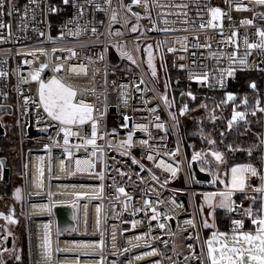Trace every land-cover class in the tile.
Returning <instances> with one entry per match:
<instances>
[{"label": "built area", "instance_id": "built-area-1", "mask_svg": "<svg viewBox=\"0 0 264 264\" xmlns=\"http://www.w3.org/2000/svg\"><path fill=\"white\" fill-rule=\"evenodd\" d=\"M213 7L225 14L214 22L220 26L201 28ZM249 19L251 25L242 23ZM0 24L8 26L0 29V72L5 73L0 76V136L11 133L15 138L10 152L19 161L24 193L23 203L11 209L0 197V264L8 259V236L12 245L19 238L17 246L24 237L8 232L4 217L9 215L12 220L18 215L27 230L28 264H208L197 196L229 190L209 185L215 173L223 172L226 158L244 148L208 146L188 154L182 123L170 105L183 81L189 88L197 84L229 127L235 112L245 114L233 122L256 136L264 153L257 127L264 115V50L244 44L245 38L259 42L256 30L264 29V5L254 0H147V7L132 0H5ZM164 28L171 31L160 30ZM233 32L235 45L228 42ZM229 68L262 73V88L226 91ZM38 70L39 78L33 80ZM203 73L208 79L200 82ZM53 79L75 91L74 103L91 106L90 119L66 125L48 115L40 85ZM219 92L223 96L217 98ZM229 94L235 99L227 100ZM93 125L95 145H88ZM64 128L73 133L67 144ZM196 153L201 157L193 160ZM2 158L0 182L7 166ZM161 161L175 169L174 176L159 166ZM193 161L210 180L198 179ZM121 187L127 195L118 191ZM239 193L234 191L231 200L248 208L235 201ZM58 205L74 208L73 229L58 227ZM152 208L157 219H152ZM222 214L228 231L234 219H244V230L253 229L240 210L222 209Z\"/></svg>", "mask_w": 264, "mask_h": 264}, {"label": "snow or ice", "instance_id": "snow-or-ice-1", "mask_svg": "<svg viewBox=\"0 0 264 264\" xmlns=\"http://www.w3.org/2000/svg\"><path fill=\"white\" fill-rule=\"evenodd\" d=\"M65 4L69 3V0H63ZM254 2L258 5H264V0H254ZM4 3L5 0H0V15L3 14L4 9ZM132 4L136 5L139 4L143 7H147V0H132ZM178 7L186 8L187 5L181 4L178 5ZM128 10L131 11V6L128 7ZM238 10H246V8H238ZM55 11V9H53ZM209 13L211 16V19L209 20L207 25L201 24L200 27H211V28H217L220 25L217 23H214L215 21H219L222 16L225 14L221 11L218 7H213L209 9ZM186 14V13H185ZM137 18H140L139 13H134ZM112 19L116 20L115 13L113 14ZM165 24L168 23L167 20L164 21ZM243 24L251 25L253 23L252 20H244L242 21ZM5 27H8L4 24H0V29H3ZM162 31H171L169 28L160 29ZM132 32L137 31V27L133 26L131 29ZM237 33L233 32L231 36L228 38V42L232 43L233 45L236 44V41L233 39L236 37ZM256 35L259 37V42L257 43H249L247 38L244 40V44L247 46L248 49H262L264 50V29H257ZM187 37H185V40ZM146 51H148L149 58H148V64L149 67L152 68V75L155 76L156 72L154 70V66L152 65V53H151V45H148ZM169 52L175 51L173 48L168 49ZM250 53H245V55H248ZM127 55V54H126ZM236 52H233L231 54L230 59L233 63L236 62ZM128 59L132 60L131 55H128ZM240 65L245 64L244 59H240L239 61ZM135 63V61H133ZM46 67V65H42L41 68ZM183 68V65H181ZM59 71V66L56 69ZM234 73V69L229 68L227 70V75L232 76ZM5 75V73L0 72V76ZM39 78V70L33 74L32 79L37 80ZM208 79L207 73H203L200 76V82H203ZM252 88H255L256 85L253 83L251 85ZM188 95L191 96V93H188ZM75 97V91L71 88H68L61 84L59 81L53 79L49 82V84L45 85L43 82H41L40 85V100L43 103L44 110L48 113L49 116H51L54 120L60 121L63 124H75L77 122L79 123H85L87 119H90V113L92 111L91 106L85 104L83 101H80L79 103H74ZM195 97H193L194 99ZM167 98L165 97V100ZM235 97L231 94L227 96V100H234ZM246 102V101H245ZM25 103H28L27 99L25 100ZM186 110V109H185ZM183 111V110H182ZM260 111L264 112V108H261ZM244 113L241 112H235L232 121H229V124H231L233 121H236L238 119L242 120L244 119ZM157 127H162V125H157ZM64 132V142L65 144L68 143V136L73 135V133H70V131L67 128L62 129ZM95 137H96V131H95V125H93V131H92V138L87 139L85 141L88 145H95ZM130 139V137H129ZM144 143H147L145 141ZM71 154V153H69ZM95 154V153H94ZM212 155L215 157L216 160H221L222 157L219 153H212ZM201 157V153H196L193 156V160L199 159ZM149 159H152L151 156L148 157ZM79 163V162H78ZM133 163H136L135 160H133ZM161 167H164L166 170L171 171L173 176L175 175V169H173L170 165L165 164L163 161H161L160 165ZM232 179L230 184V189L226 192L220 193L221 196V202L220 207L235 212L237 210L242 211L243 216L250 220L251 225L253 226L252 230H244L245 229V222L244 219H234L232 220V229L230 232H213L211 235V238L205 241V244L207 245L206 250V257L209 261V264H264V176H260L261 179V185L260 187H257L253 189L254 192L260 193V203L257 208H254L252 206H249L248 208H242L240 205H235L234 201L231 200V196L233 195L234 191H240L244 192V190L247 187H250L246 183L245 180V173H249L251 176H256L257 169L252 167L251 165H244L240 168H232ZM102 178V174H101ZM153 179H156L154 176ZM118 191L122 194H125V189L123 187L119 188ZM19 189H17V199H19ZM129 199H131L129 197ZM212 196L208 195L206 196V200L209 202L211 201ZM253 203L257 201V197H252ZM145 205L150 206L149 201H144ZM153 212L152 219H157L158 214H156V210L154 208L151 209ZM213 211L215 209L213 208ZM0 216H3V213H0ZM9 222H14L12 220V217L5 216L4 217ZM188 223H191L189 221ZM205 227H213V225H210L206 220L204 221ZM133 227H135V223L133 224ZM161 228L164 227L163 224L160 225ZM18 259V258H17Z\"/></svg>", "mask_w": 264, "mask_h": 264}, {"label": "trees", "instance_id": "trees-1", "mask_svg": "<svg viewBox=\"0 0 264 264\" xmlns=\"http://www.w3.org/2000/svg\"><path fill=\"white\" fill-rule=\"evenodd\" d=\"M179 74V73H173ZM180 75L182 73L180 72ZM255 84L256 87L262 88L263 86V74L259 72H247V71H234L233 75L230 76L229 84L226 91H231L236 94H240L247 90H253L251 85ZM180 86H183V91H176L175 94L178 98L179 105L181 108L187 106V112L189 114L190 121L182 125V131L184 135L185 146L187 153L189 154L191 149H201L208 146L225 149L226 147H241L244 148L243 152L238 153L235 157H227L224 162V168H228L237 162H248L256 165V167L262 171L264 169L263 154L261 152V145L253 134L248 132L244 125L241 123H231V127L228 126L227 120L220 116H209L208 120L204 119L201 114H193V110L198 107L201 103L207 104V109L214 110L215 105L212 98H208L204 94V89L194 84L191 88L187 87L185 81ZM191 90H188V89ZM189 91V92H188ZM190 92L197 93L194 95V99L188 95ZM201 93V94H200ZM217 98L223 95L215 93ZM215 101V100H214ZM189 107V109H188ZM214 114L217 113L215 109ZM11 133H7L0 136V156L6 158V165L11 169V176L8 181L3 180L0 182V197L9 195L10 190L13 186V177L15 174L21 173L19 161L13 158L10 152L11 147L15 146L14 136H10ZM15 160V161H14ZM257 197L255 204L253 203L252 197ZM253 195L248 194L246 197H242L241 200L246 201V204L255 208L258 207V200L260 195L254 193ZM240 201V200H239ZM227 221L223 218L222 209L216 210L215 213V225L218 229H226ZM205 234L208 235V231L205 230ZM17 247H21L22 251L20 254H13L8 257L4 264H27L26 255V242L20 243ZM18 258V259H17Z\"/></svg>", "mask_w": 264, "mask_h": 264}, {"label": "rangeland", "instance_id": "rangeland-1", "mask_svg": "<svg viewBox=\"0 0 264 264\" xmlns=\"http://www.w3.org/2000/svg\"><path fill=\"white\" fill-rule=\"evenodd\" d=\"M148 58H149V56H148ZM188 90H191V89H188ZM191 97L193 98L194 95L191 94ZM178 103H179V101H178V98H177V96L175 94L174 104H172L173 106L170 105V109H171L172 113L176 115L175 118L178 117V119L180 120V122L183 125V124H186L188 121H190V118H189V114L186 113L187 112V106L184 105V107L181 108V106ZM206 106H207V104L203 103L201 101V103L198 105V107L193 110V114H201V115L204 116L203 118L206 119V120H208L210 118L209 116H211V115L214 116V117L215 116H219L218 112L216 114H214L213 111L215 109L210 111L209 109H207ZM188 109H189V107H188ZM3 123L6 125V121H3ZM244 165L245 164H243V163H234L233 165H231L228 168L227 172H226V170L224 168L223 172L221 174H219L218 172L215 173L213 175L214 177L212 179V183L209 186L210 187H214V188L230 189V184H231V179H232V172H231L232 168H234V167L240 168L241 166H244ZM251 166H253V165H251ZM257 173H258L257 176L260 179V176H264V169L262 171L257 169ZM225 174L227 175V179H226V175ZM245 180H246V174H245ZM12 182H13V186H12V188L10 190L9 195H4L2 197L3 200L5 199V201L8 202V205H9L8 209L16 208L18 205L20 206V203H23V200H24L23 184L21 183L20 173L19 174L17 173V174L14 175ZM260 185H261V183H259L257 185V187H260ZM17 189H19V197H20L19 199H17ZM253 194L254 193H252L250 195H253ZM208 195L212 196V199H211L210 202L208 200H206V196H208ZM258 195H260V194H258ZM246 196H248L247 193L241 192L236 197L235 201L237 202V201L241 200L242 197H246ZM197 197H198V202H199L198 208H199L201 224H202V227L204 229V233H205V230L208 231V235L205 234V240H208L209 238H211V235H212L213 232H217V231H219V232H230V231H228L226 229H218L216 227V225L214 224L215 223L216 210L224 209V208L219 206L220 202H221L220 193H218V194H216L215 192L199 193ZM258 201L259 202H257V203H258V206H259L260 200H258ZM244 202H246V201H244ZM213 208L215 209V211H213ZM205 220L210 225H213V227H205L204 226V221ZM13 221L14 222H7L8 232L17 235V237H19V236L23 237L24 236L22 238L21 242L23 243L24 240L26 242L27 230L26 229L24 230V228L20 226V220H19L18 215H17V218L15 217ZM11 225L13 226L12 229L14 231L11 230ZM18 242H19V238H15L14 244L11 246L10 249H8L10 251H8V250H7L8 252L6 251L8 257H9V255H11V253H12V255L21 253L22 248L21 247H17V243ZM206 250H207V245H206ZM26 255H27V259H28L27 243H26ZM27 264H28V262H27ZM208 264H209V261H208Z\"/></svg>", "mask_w": 264, "mask_h": 264}, {"label": "water", "instance_id": "water-1", "mask_svg": "<svg viewBox=\"0 0 264 264\" xmlns=\"http://www.w3.org/2000/svg\"><path fill=\"white\" fill-rule=\"evenodd\" d=\"M180 80L176 79L175 84H179ZM200 85V84H199ZM176 91H181L183 88L182 87H176ZM2 109V107H1ZM112 112H114V108H112ZM4 133V128L2 125H0V135ZM3 162H6V158H2ZM192 166L194 168L195 175L198 177V179H205V180H210L211 176L209 173H204L202 172L199 167L197 161H193ZM11 170L8 166H5L4 169V180L8 181L10 179V173ZM56 216H57V223L58 227L60 229H65V230H71L75 227L76 225V219H75V210L72 206H67V205H58L54 208ZM8 247H11L12 245V236H8V241H7Z\"/></svg>", "mask_w": 264, "mask_h": 264}, {"label": "crops", "instance_id": "crops-1", "mask_svg": "<svg viewBox=\"0 0 264 264\" xmlns=\"http://www.w3.org/2000/svg\"><path fill=\"white\" fill-rule=\"evenodd\" d=\"M262 121L260 122V124H258L257 125V127H258V131L260 132V134H261V136H262V138L264 139V115L262 116ZM262 152V151H261ZM263 154V157H264V153H262ZM263 161H264V158H263ZM237 163H243V164H245V165H253L252 167H254V168H257L256 167V165H254V164H252V163H248V162H237ZM233 165V164H232ZM264 166V165H263ZM223 169H224V167H223ZM258 169V168H257ZM226 170V169H225ZM223 171V170H222ZM226 172H227V170H226ZM248 174V177H246V182H247V184L248 185H250L251 186V188H257V185L259 184V183H261V179H259V177L256 175L255 177L254 176H251L249 173H247ZM226 175V174H225ZM226 179H227V175H226ZM254 193H256V192H254ZM252 194V193H251ZM257 194H260V193H257ZM240 201H243V200H240ZM215 224V223H214Z\"/></svg>", "mask_w": 264, "mask_h": 264}, {"label": "bare ground", "instance_id": "bare-ground-1", "mask_svg": "<svg viewBox=\"0 0 264 264\" xmlns=\"http://www.w3.org/2000/svg\"><path fill=\"white\" fill-rule=\"evenodd\" d=\"M37 159V158H36ZM35 175L38 176V177H41L42 176V173L41 171H38V169L35 170ZM41 227H42V224L40 223Z\"/></svg>", "mask_w": 264, "mask_h": 264}]
</instances>
